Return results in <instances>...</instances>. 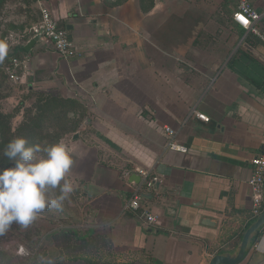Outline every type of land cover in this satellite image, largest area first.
I'll use <instances>...</instances> for the list:
<instances>
[{"label":"crops","instance_id":"1","mask_svg":"<svg viewBox=\"0 0 264 264\" xmlns=\"http://www.w3.org/2000/svg\"><path fill=\"white\" fill-rule=\"evenodd\" d=\"M249 1L264 14V0ZM237 2L0 0L5 34L30 38L40 6L70 33L67 60L44 38L21 52L33 37L19 34L0 64L9 75L14 52L26 59L15 96L52 94L78 106V130L62 142L75 160L66 178L84 207L63 229L109 238L112 264H209L235 251L254 222L248 183L252 159L264 153V39L234 23ZM165 126L186 154L166 149ZM138 169L161 183L144 191L155 225L124 210ZM241 264H264V232Z\"/></svg>","mask_w":264,"mask_h":264},{"label":"rangeland","instance_id":"2","mask_svg":"<svg viewBox=\"0 0 264 264\" xmlns=\"http://www.w3.org/2000/svg\"><path fill=\"white\" fill-rule=\"evenodd\" d=\"M28 33L5 34L0 31V40H7L10 48L15 44L16 35L26 36ZM1 67L0 64V168H6L12 163H8L3 155L4 144L16 137L27 140L31 130L42 149L61 142L65 137L70 140L72 130H78L79 118L76 111L71 113L73 111L69 105H59L50 112L54 103L49 100L55 98L52 94L27 91L24 95L15 96L18 86L10 80L9 75L3 73ZM57 99L66 100L62 97ZM23 126L24 129H21ZM53 195H59L58 188L53 190ZM81 198L75 190L64 202L63 210L46 209L27 229L14 224L7 235L0 237V264H39L41 256L53 259L55 264L68 261L70 264H112L110 257H106L111 256L112 241L109 238L97 236L84 240L82 228L69 231V234L68 229H63L67 225L63 220L66 215L79 220L84 207ZM74 225L79 223L75 222ZM56 227L59 229L57 234L51 233ZM58 234L59 237L54 238ZM21 248L22 252L19 251Z\"/></svg>","mask_w":264,"mask_h":264},{"label":"clouds","instance_id":"3","mask_svg":"<svg viewBox=\"0 0 264 264\" xmlns=\"http://www.w3.org/2000/svg\"><path fill=\"white\" fill-rule=\"evenodd\" d=\"M8 48L7 40H0V61ZM3 155L13 163L0 168V237L7 235L14 224L27 229L46 209L63 210L75 190L66 178L75 160L62 141L42 149L38 143L29 146L25 138L16 137L5 146ZM57 188L59 195H53ZM39 264L55 261L41 256Z\"/></svg>","mask_w":264,"mask_h":264},{"label":"built area","instance_id":"4","mask_svg":"<svg viewBox=\"0 0 264 264\" xmlns=\"http://www.w3.org/2000/svg\"><path fill=\"white\" fill-rule=\"evenodd\" d=\"M41 22L40 26L33 29V38L40 32L44 31L43 37L50 42L56 54L63 60H67L73 53L72 40L69 31L63 27L52 12L44 6H40ZM264 20L262 14L255 5L249 0H238L236 11L233 14V21L242 29L251 32L262 39L261 25ZM25 58H14L9 70V78L13 83H19L21 80L20 72L27 70ZM196 117L203 122L209 123L210 118L200 112H195ZM165 134L168 137L166 149L186 154L188 148L178 141L177 131L170 126L164 127ZM252 176L249 180V189L252 198V217L257 220L264 213V153L255 156L252 161ZM138 174L141 176L140 185L134 190L132 197L125 203L124 210L133 212L143 219L149 225L157 223V216L147 210L144 205L146 198L144 197L145 188L152 186V173L145 169H138Z\"/></svg>","mask_w":264,"mask_h":264},{"label":"water","instance_id":"5","mask_svg":"<svg viewBox=\"0 0 264 264\" xmlns=\"http://www.w3.org/2000/svg\"><path fill=\"white\" fill-rule=\"evenodd\" d=\"M43 34L44 31L41 28L40 32L33 39H31L26 45H24L21 52L26 54L30 53L35 48L37 43L42 39ZM74 138L77 139L78 135L76 134ZM137 178L138 181H141L140 177ZM151 185L152 187L158 190L161 186V183L158 181H153ZM144 197L147 196L144 195ZM148 197L150 198V196ZM206 220L209 223L210 219H206ZM263 228H264V213L261 215V217L255 220L246 230L245 234L243 235L235 251L218 254L211 259L209 264H241L247 258L249 248L251 247L252 238H254V236Z\"/></svg>","mask_w":264,"mask_h":264},{"label":"trees","instance_id":"6","mask_svg":"<svg viewBox=\"0 0 264 264\" xmlns=\"http://www.w3.org/2000/svg\"><path fill=\"white\" fill-rule=\"evenodd\" d=\"M33 37V35L32 36H30V38H32ZM29 37L27 38V36L25 37V39H24V41H28L29 39H30ZM16 55H18L16 52H14V58H18V59H20L19 58V56H16ZM41 95H45V94H41ZM48 99L50 98V96H48L47 97ZM54 100H49V102L50 101H53V105L51 106V108L49 109V111L50 112H53V111H55L57 108H58V106L59 105H69L70 106V109L72 110V111H75L76 109H77V105L75 104V103H73V102H71L70 100H61V99H57V98H53ZM24 127L25 126H23L21 129H24ZM76 130H75V128L72 130V132L71 133H73V132H75ZM30 136L27 138V141H28V144H29V146H31V145H33V144H37V142H36V140H35V134H34V131H32L31 130V132H30ZM8 144V143H7ZM7 144H4L5 146L7 145ZM4 145L2 146V147H4ZM6 160H7V162L8 163H13V161H11V160H9L7 157H6ZM263 232H264V229H262V230H260L255 236H254V238H253V243H255L261 236H262V234H263Z\"/></svg>","mask_w":264,"mask_h":264}]
</instances>
